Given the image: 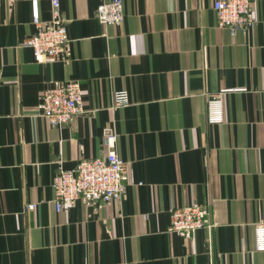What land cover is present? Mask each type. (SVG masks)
<instances>
[{"label":"crops","instance_id":"1","mask_svg":"<svg viewBox=\"0 0 264 264\" xmlns=\"http://www.w3.org/2000/svg\"><path fill=\"white\" fill-rule=\"evenodd\" d=\"M101 1L59 0L69 55L43 63L23 41L52 0L0 1V264H264V0L236 35L217 26L214 0H124V20L107 25ZM67 79L81 82L85 110L53 125L41 95ZM223 88L237 90L210 123ZM121 89L129 103L113 107ZM109 133L133 182L120 199L57 212L55 174L105 157ZM192 201L217 224L169 231L170 207Z\"/></svg>","mask_w":264,"mask_h":264},{"label":"built area","instance_id":"2","mask_svg":"<svg viewBox=\"0 0 264 264\" xmlns=\"http://www.w3.org/2000/svg\"><path fill=\"white\" fill-rule=\"evenodd\" d=\"M254 5V0H214L217 26L227 29L231 35L246 33L257 21ZM52 6L49 20L33 17L36 29L23 41V45L32 49L34 58L39 63L69 55L68 29L60 14L59 0H52ZM95 16L105 25L121 23L125 18L124 0H102L95 10ZM235 90L237 89L223 88L209 97L207 119L210 123L224 121L223 96L227 91ZM42 93L39 114L53 125L62 126L85 110L79 80L53 81ZM113 95V107H123L129 103L127 90H116ZM107 141L112 149L105 157L81 159L72 169L59 168L52 182L53 202L57 212L79 199L107 204L123 197L126 186L133 182L132 162L122 158L114 148V133L107 135ZM34 206V203H30L28 208ZM211 212L207 205L198 201L171 206L168 230L185 238L191 237L198 229L212 228L217 224L211 219ZM254 248L264 251V220L254 225Z\"/></svg>","mask_w":264,"mask_h":264}]
</instances>
